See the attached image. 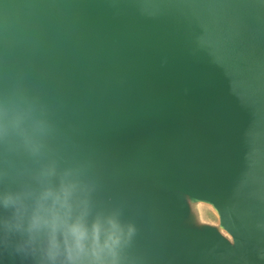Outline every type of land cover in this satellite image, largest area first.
<instances>
[{"label":"water","instance_id":"1","mask_svg":"<svg viewBox=\"0 0 264 264\" xmlns=\"http://www.w3.org/2000/svg\"><path fill=\"white\" fill-rule=\"evenodd\" d=\"M13 107L0 264H264V0H0Z\"/></svg>","mask_w":264,"mask_h":264},{"label":"clouds","instance_id":"2","mask_svg":"<svg viewBox=\"0 0 264 264\" xmlns=\"http://www.w3.org/2000/svg\"><path fill=\"white\" fill-rule=\"evenodd\" d=\"M89 228L93 232L97 231L95 222L91 225H83L78 219L73 218L65 224L61 238L65 242L67 264H123L126 245L121 238H110L102 248L97 250L85 241ZM133 232L134 229L129 227V239ZM73 248L78 253L75 257L68 254V251Z\"/></svg>","mask_w":264,"mask_h":264},{"label":"snow or ice","instance_id":"3","mask_svg":"<svg viewBox=\"0 0 264 264\" xmlns=\"http://www.w3.org/2000/svg\"><path fill=\"white\" fill-rule=\"evenodd\" d=\"M4 111L6 113L8 111V109L7 110L5 109ZM10 111H11V118L10 119L0 120V134L3 133V130L5 129V127H7L9 130H11L14 127V125L18 119L17 109L15 107H13L10 109ZM0 137H2V135H0ZM2 192H3V189H2V187H0V193H2Z\"/></svg>","mask_w":264,"mask_h":264}]
</instances>
